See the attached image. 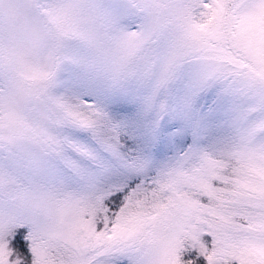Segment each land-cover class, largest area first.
<instances>
[{
  "label": "snow or ice",
  "instance_id": "snow-or-ice-1",
  "mask_svg": "<svg viewBox=\"0 0 264 264\" xmlns=\"http://www.w3.org/2000/svg\"><path fill=\"white\" fill-rule=\"evenodd\" d=\"M0 264H264V0H0Z\"/></svg>",
  "mask_w": 264,
  "mask_h": 264
}]
</instances>
